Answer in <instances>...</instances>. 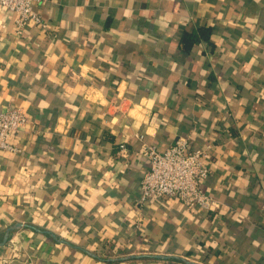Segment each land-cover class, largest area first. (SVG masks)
Returning a JSON list of instances; mask_svg holds the SVG:
<instances>
[{
  "label": "crops",
  "instance_id": "1",
  "mask_svg": "<svg viewBox=\"0 0 264 264\" xmlns=\"http://www.w3.org/2000/svg\"><path fill=\"white\" fill-rule=\"evenodd\" d=\"M39 13L46 29H18L0 10V112L27 114L8 134L20 151L0 150V242L20 223L0 258L264 264V0H49ZM203 25L209 41L183 51L181 32ZM180 136L210 146L218 209L137 204L142 144Z\"/></svg>",
  "mask_w": 264,
  "mask_h": 264
},
{
  "label": "built area",
  "instance_id": "2",
  "mask_svg": "<svg viewBox=\"0 0 264 264\" xmlns=\"http://www.w3.org/2000/svg\"><path fill=\"white\" fill-rule=\"evenodd\" d=\"M49 0H0V10L15 14L16 27L33 22L42 29L46 21L39 13V7ZM27 123L26 111L19 107H8L0 112V150L19 152L20 148L8 140L9 133L19 132ZM142 139V135H137ZM209 145L189 149V137L180 136L165 150L159 151L154 145L142 144L139 152L148 160V166L140 180L138 205L150 198L170 197L184 206L198 210H212L220 207L219 201L205 191L204 184L210 175L206 161ZM126 147L119 145V153L125 155ZM27 257V256H26ZM13 258L2 257L0 264H12Z\"/></svg>",
  "mask_w": 264,
  "mask_h": 264
},
{
  "label": "trees",
  "instance_id": "3",
  "mask_svg": "<svg viewBox=\"0 0 264 264\" xmlns=\"http://www.w3.org/2000/svg\"><path fill=\"white\" fill-rule=\"evenodd\" d=\"M212 33V28L207 25L199 26L194 29H189V30H184L181 32V35L178 38V43L181 47V49L185 52H189L193 45L199 41H204L207 42L209 41L210 35ZM219 213H213L212 215L210 214L211 219H217ZM197 250L195 252L196 258L203 259V256L208 259L210 257V251L207 253L204 251L206 249L205 242H198L197 243ZM209 250V248H207ZM187 254H191L190 249L186 250ZM206 253V255H204Z\"/></svg>",
  "mask_w": 264,
  "mask_h": 264
},
{
  "label": "water",
  "instance_id": "4",
  "mask_svg": "<svg viewBox=\"0 0 264 264\" xmlns=\"http://www.w3.org/2000/svg\"><path fill=\"white\" fill-rule=\"evenodd\" d=\"M19 226H20V223H15V224H13L12 226L8 227L7 230L5 231V234H4V236H3L2 241L0 242V245H4L5 242H6L7 239H8L9 232H10L11 230H13V229L19 227ZM182 260H183L186 264H198L197 262L192 261V260H186V259H184V258H182Z\"/></svg>",
  "mask_w": 264,
  "mask_h": 264
}]
</instances>
